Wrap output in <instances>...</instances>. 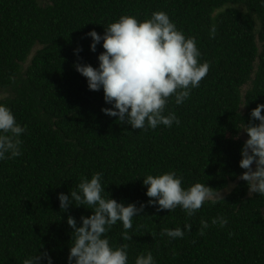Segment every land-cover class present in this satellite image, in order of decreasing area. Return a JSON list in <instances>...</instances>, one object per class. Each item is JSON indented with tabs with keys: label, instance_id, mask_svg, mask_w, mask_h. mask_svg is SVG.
Segmentation results:
<instances>
[{
	"label": "trees",
	"instance_id": "16d2710c",
	"mask_svg": "<svg viewBox=\"0 0 264 264\" xmlns=\"http://www.w3.org/2000/svg\"><path fill=\"white\" fill-rule=\"evenodd\" d=\"M156 11L196 38L210 71L183 105L170 99L180 126L135 130L102 112L111 107L103 90L90 91L74 65L99 66L103 42L92 52L89 32L102 36L122 15L143 21ZM0 103L27 126L23 155L0 162V264H23L40 252L68 264L67 218L80 225L93 213L75 206L65 213L58 196L96 172L110 198L145 205L133 218L132 240H123L119 222L108 233L114 246L128 244L129 264L148 252L157 264H264V196L249 195L238 179L249 138L243 122L253 123L251 111L264 104L261 0H0ZM169 171L183 177V187L199 182L222 198L191 218L179 207L158 212L142 179ZM216 217L227 226L211 225ZM202 219L210 224L203 236ZM185 223L192 225L185 238L160 236Z\"/></svg>",
	"mask_w": 264,
	"mask_h": 264
},
{
	"label": "clouds",
	"instance_id": "9594fccd",
	"mask_svg": "<svg viewBox=\"0 0 264 264\" xmlns=\"http://www.w3.org/2000/svg\"><path fill=\"white\" fill-rule=\"evenodd\" d=\"M264 5V0H261ZM104 35L95 30L87 35L92 39L91 51L96 52L102 43L103 51L98 56L99 66L77 63L75 69L87 79L90 91L104 92V99L110 108L102 112L113 118L118 117L120 124H127L135 130H155L163 125L169 129L181 120L174 111H168L170 99L176 105H183L191 98L192 91L210 71V64L201 63L202 53L197 47V40L187 37L182 30L163 11H156L151 18L139 21L135 16L122 15L118 21L110 23ZM216 27L212 26L210 38L216 37ZM82 48L76 50V54ZM167 113V114H166ZM264 104H259L250 113L253 123L243 122L242 132L249 137L241 150L242 159L239 167L243 170L239 180L245 181L249 195L264 196ZM258 121L259 123H255ZM27 126L17 122L10 107L0 103V162L15 159L23 155L22 136ZM239 139V136L235 137ZM254 166V167H253ZM148 204L157 206V211L171 213L178 207L191 218L205 203L216 204L222 194L216 193L207 185L195 183L183 187V177L176 171L158 175L148 174L143 179ZM63 212L69 208L84 207L92 211L90 217L82 216L81 224L69 215L67 224L72 231L68 264H129L128 244L114 246L108 233L113 226L121 223L123 240H132L129 234L133 228V218L143 212L145 205L139 208L135 204L127 206L110 198L103 186V174L94 173L89 179L80 178L70 195L58 196ZM225 217H216L211 225L227 226ZM199 234L205 235L210 224L200 221ZM192 231V225L185 223L184 228H164L160 236L171 240L183 239ZM53 264L47 253H41L23 261V264ZM135 264H157L151 252L141 253Z\"/></svg>",
	"mask_w": 264,
	"mask_h": 264
}]
</instances>
